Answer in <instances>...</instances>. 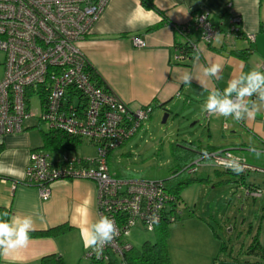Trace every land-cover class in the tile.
I'll return each instance as SVG.
<instances>
[{
	"label": "crops",
	"instance_id": "1",
	"mask_svg": "<svg viewBox=\"0 0 264 264\" xmlns=\"http://www.w3.org/2000/svg\"><path fill=\"white\" fill-rule=\"evenodd\" d=\"M152 2L164 16L145 9L141 0L107 2L90 35L79 45L96 76L126 104L133 107L152 105L151 120L158 111L166 112L168 118L182 104L187 123L198 124L188 138L189 142L184 141L185 146H179L185 149V153L198 156L201 153L231 150L249 165L264 169V110L252 118L246 117L240 123L232 117L206 116L207 112L202 110L209 90L215 88L223 91L234 76L253 69L264 72L261 68L264 66V0ZM202 11L209 13L211 22L221 31L226 30L232 17H239L240 30L243 35H255L254 42L248 43L243 38L228 45L224 36L218 35L210 45H205L199 41L197 31L193 39L197 43L198 53L189 60L175 63L174 49L183 39L169 25H191L193 16ZM152 27L155 29L148 30ZM133 37L145 40L146 47L134 48L131 42ZM197 55L199 59H196ZM213 63L222 66L221 79L203 75V68ZM185 73L193 77L190 85L182 82ZM250 99L259 103L255 95ZM39 126L38 119H31L25 123L22 132L0 136V213H8L7 218L31 216L33 230L30 233L54 227H64V231L55 238L30 237L26 248L0 256V264H39L42 258L48 256L60 257L64 264H84L83 255L87 250L83 244L87 235L85 229L97 219L96 185L89 180L54 181L49 185V199L42 201L35 187L22 184L29 155L33 151L41 150L54 158L62 152H76L45 150L43 132L38 129ZM251 148L262 155L257 157L250 151ZM243 182L264 188V174L251 173ZM237 183L233 184L237 196L243 201H253L243 195ZM259 200L258 209L264 218V198ZM260 223L258 236L250 229L251 240L247 247L253 237L261 246V254L248 255L244 260L251 264H264V245L261 242L264 221ZM206 225L217 237L213 226Z\"/></svg>",
	"mask_w": 264,
	"mask_h": 264
},
{
	"label": "built area",
	"instance_id": "2",
	"mask_svg": "<svg viewBox=\"0 0 264 264\" xmlns=\"http://www.w3.org/2000/svg\"><path fill=\"white\" fill-rule=\"evenodd\" d=\"M109 0H0V52L4 54L0 79V136L20 133L25 123L38 119L49 132H59L95 149L94 157L62 152L54 158L44 151H33L22 184L35 187L42 201L50 197L49 185L58 180H89L96 185V212L113 219L118 235L103 249L98 259L87 249L83 257L90 264H125L124 256L132 248L128 241L131 229L141 227L152 232L163 220L173 223L179 217L176 197L164 181L120 178L111 172L109 156L126 144L148 121L152 105L126 104L110 89L98 86L91 78L90 64L80 43L90 35ZM240 18L232 17L225 31L212 22L208 12L193 16L191 25H169L182 37L173 60L187 59L183 50L198 53L193 35L210 45L218 35L229 43L245 39L253 43L255 35H243ZM134 48H145V40L131 39ZM264 69V66H261ZM37 98L38 111L32 109ZM206 113V116H209ZM234 119V118H233ZM234 121L240 123L234 119ZM239 158L243 171L264 174L246 163L231 150L203 155L186 172L195 174L206 166L224 172L225 157ZM246 198H264V189L239 185ZM157 217L150 230L149 218Z\"/></svg>",
	"mask_w": 264,
	"mask_h": 264
},
{
	"label": "rangeland",
	"instance_id": "3",
	"mask_svg": "<svg viewBox=\"0 0 264 264\" xmlns=\"http://www.w3.org/2000/svg\"><path fill=\"white\" fill-rule=\"evenodd\" d=\"M4 54L0 52V79L3 75ZM38 100H32V109L38 111ZM183 105L163 122L166 112H157L149 118L125 145L109 156L113 175L123 178L162 180L169 193L182 182L193 180L181 189L179 217L169 224L167 245L171 264H236L248 258L251 230L257 235L261 217L260 200H241L234 192L238 176L211 167H200L195 174L185 171L189 155L180 147L196 124L183 117ZM192 125V126H191ZM40 123L38 129L46 132ZM83 158L94 157L95 149L86 144L75 152ZM74 155V152L72 153ZM264 167V165H262ZM251 174V173H250ZM208 179V180H206ZM198 180V181H195ZM259 180V179H258ZM256 180L257 182H259ZM237 189V188H236ZM225 223L227 224L225 227ZM211 224L217 237L207 227ZM128 241L138 250L145 242H154L155 234L141 227L131 229ZM264 245V236H261ZM84 264H90L83 257Z\"/></svg>",
	"mask_w": 264,
	"mask_h": 264
},
{
	"label": "clouds",
	"instance_id": "4",
	"mask_svg": "<svg viewBox=\"0 0 264 264\" xmlns=\"http://www.w3.org/2000/svg\"><path fill=\"white\" fill-rule=\"evenodd\" d=\"M196 59H199L198 55ZM221 71L222 66L213 63L203 68V75L221 79ZM181 79L184 84L190 85L193 77L190 73H185ZM254 95L259 103L250 99ZM202 110L225 118L232 117L237 121H242L246 117H254L258 112L264 110V72L253 69L234 76L228 81L227 87L223 91L215 88L209 90ZM250 151L254 152L257 157L262 155L255 148H251ZM225 160V166L237 174L244 170L239 158L232 157L231 153L227 154ZM3 217H8V213L5 212ZM156 222L157 217L153 214L149 218L148 227L150 230ZM32 230L33 219L31 216L0 218V256H7L13 250L26 248L30 243L29 233ZM85 231L87 235L83 241L84 247L90 249L98 259L103 254L104 247L111 244L118 235L113 219L106 215L99 216L98 219L91 222Z\"/></svg>",
	"mask_w": 264,
	"mask_h": 264
},
{
	"label": "trees",
	"instance_id": "5",
	"mask_svg": "<svg viewBox=\"0 0 264 264\" xmlns=\"http://www.w3.org/2000/svg\"><path fill=\"white\" fill-rule=\"evenodd\" d=\"M153 0H141V4L144 6L145 9L147 10H152L156 12V14H159L161 16H164L162 12L155 6ZM155 27L149 28L148 30H153ZM186 54H187V59L189 60L190 58L194 57L195 54L192 52H188V48L183 49ZM236 54V53H235ZM240 55V54H236ZM91 73V78L97 83L98 86H103L104 88L109 89L104 83L96 76L93 68L90 66V71ZM43 140L44 141V146L43 148L45 150H70V151H76V149L81 145V141L75 140L74 138H71L65 134L59 133V132H43ZM184 149V148H183ZM185 150V149H184ZM191 151V150H189ZM195 153V151H191ZM212 152H207V153H201L198 156H194L191 153L187 154L189 155L190 159H188V162L186 163V168L189 167L194 161H196L198 158L202 157L203 155H207ZM109 164V163H108ZM229 174H233L238 176V182L237 187L239 185H244V186H249L248 184L244 183V179L246 177H242L238 174L232 173V172H226ZM198 181V180H195ZM193 182V180H188L185 182H182L176 186V188L171 189V194H173L176 197V206L179 204V193L181 189L186 187L188 183ZM254 186V185H253ZM259 187V186H258ZM261 188V187H260ZM264 189V188H262ZM4 211H1L0 213V218H5L3 217ZM178 220V218H177ZM176 222V221H175ZM169 222L167 220H163L158 226L153 231V234L156 236V240L152 243L150 242H145L140 249L135 250L131 249L129 252H127L124 256V261L125 264H171L169 252H168V246L167 241H168V236H169ZM64 231V227H57L53 229H49L47 231H42V232H32L29 233L30 237H54L61 234ZM245 253L247 255H253L257 256L258 254H261V246L260 243H258V240L253 237L252 242L249 247H247ZM262 258V257H261ZM63 261L61 260L60 257H53V256H48L44 257L41 259L39 264H64L62 263ZM111 264H117L116 262H113ZM236 264H251L249 261H242V262H237ZM252 264H259V263H252Z\"/></svg>",
	"mask_w": 264,
	"mask_h": 264
},
{
	"label": "water",
	"instance_id": "6",
	"mask_svg": "<svg viewBox=\"0 0 264 264\" xmlns=\"http://www.w3.org/2000/svg\"><path fill=\"white\" fill-rule=\"evenodd\" d=\"M166 119H167V114L164 116V119H163V122L162 123H165L166 122Z\"/></svg>",
	"mask_w": 264,
	"mask_h": 264
}]
</instances>
